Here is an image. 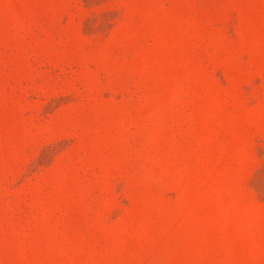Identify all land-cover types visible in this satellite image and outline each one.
I'll return each instance as SVG.
<instances>
[{"label":"rangeland","instance_id":"374dc122","mask_svg":"<svg viewBox=\"0 0 264 264\" xmlns=\"http://www.w3.org/2000/svg\"><path fill=\"white\" fill-rule=\"evenodd\" d=\"M0 264H264V0H0Z\"/></svg>","mask_w":264,"mask_h":264}]
</instances>
